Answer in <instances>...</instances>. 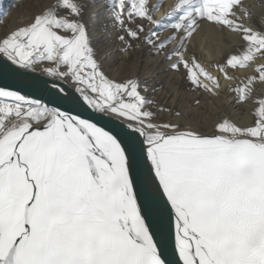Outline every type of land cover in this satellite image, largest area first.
Wrapping results in <instances>:
<instances>
[{
	"label": "snow or ice",
	"instance_id": "obj_1",
	"mask_svg": "<svg viewBox=\"0 0 264 264\" xmlns=\"http://www.w3.org/2000/svg\"><path fill=\"white\" fill-rule=\"evenodd\" d=\"M160 7L114 0L123 51L146 45L194 88L218 96L222 77L237 81L230 91L238 103L253 99L264 63L243 80L229 74L264 57V31L239 15L237 8L251 15L241 0H177L156 19ZM85 9L84 0H55L0 37V57L70 80L93 111L125 119L130 131L0 87V264H172L173 229L181 264H264V98L251 126L224 119L206 135L159 122L139 79L117 81L103 70ZM203 22L245 42L215 65L220 75L189 55L186 42Z\"/></svg>",
	"mask_w": 264,
	"mask_h": 264
},
{
	"label": "rangeland",
	"instance_id": "obj_2",
	"mask_svg": "<svg viewBox=\"0 0 264 264\" xmlns=\"http://www.w3.org/2000/svg\"><path fill=\"white\" fill-rule=\"evenodd\" d=\"M162 1L150 0L153 5H161L160 11L154 13L156 19L159 12L162 18L173 10V8L166 9L165 1ZM248 1L241 0L244 7L247 6ZM84 2L86 9L83 22L87 25L96 59L111 79L117 81L139 79L142 88L148 89L147 92L142 91V94L154 102L150 107L157 114L159 122L179 123L184 129L196 130L206 135L212 134L218 122L224 119L238 126H251L254 123L255 107L252 104L245 103L251 107L250 109L244 103L238 102L241 105H233V107L231 103L221 100V97H214L203 89L194 88L183 71H170L163 56L155 55L148 46L140 44L128 52L123 51L124 45L118 37L124 33L113 19L114 0H84ZM52 3H55V0H1L0 37L28 24L37 13ZM236 10L243 17L244 12L239 8ZM146 27L154 26L146 25ZM214 28L221 26L203 22L197 31L200 34L199 39L191 42V55L194 54L201 63L208 55V44L202 39L209 35V29ZM167 35L168 33L165 32V36ZM197 100L200 101L199 104L196 103ZM177 111L180 112V116L175 115Z\"/></svg>",
	"mask_w": 264,
	"mask_h": 264
},
{
	"label": "water",
	"instance_id": "obj_3",
	"mask_svg": "<svg viewBox=\"0 0 264 264\" xmlns=\"http://www.w3.org/2000/svg\"><path fill=\"white\" fill-rule=\"evenodd\" d=\"M54 82L60 87H63L67 95L74 98L73 103L69 104L66 100L62 99L61 97L64 94L57 95V90L52 87ZM0 87L20 91L21 94L31 99L40 100L50 107H60L63 111L72 110L74 115L80 114L83 118L92 119L98 123V126L105 127L106 130L113 131L114 133L121 132L123 134L130 131L127 129L126 123L121 120L93 111L82 99L80 94L65 82L53 81L43 74L20 69L2 57H0ZM174 245L173 229L168 238L167 255L172 261V264H181L178 253L175 252Z\"/></svg>",
	"mask_w": 264,
	"mask_h": 264
},
{
	"label": "bare ground",
	"instance_id": "obj_4",
	"mask_svg": "<svg viewBox=\"0 0 264 264\" xmlns=\"http://www.w3.org/2000/svg\"><path fill=\"white\" fill-rule=\"evenodd\" d=\"M163 1H165L166 9H169V10H171L173 8V6L177 3V0H163ZM0 2H1V0H0ZM244 8H246L248 10V12L251 13L250 17L247 16L245 13H243V18L245 20V23H247L251 27H254L257 30L264 31V0H249L247 6ZM161 11H163V10L161 9ZM167 12H170V11H167ZM160 15H161V12H159L157 14L158 19L161 18ZM162 16H163V14H162ZM208 33H209V35L202 39L204 42H207L205 44H208V47H207L208 55H207V58L205 57L206 59L202 60V64L205 67L209 68V70L212 71L214 74L220 75L216 71L215 65L218 63H224L230 55L238 53L245 46V42L242 40V38L239 34H237L235 32L231 33L230 31L223 29L222 27L221 28H214L211 30L209 29ZM163 35H165V32L163 33ZM199 35L200 34H198V32H197L194 34V36L189 41H187V47L189 50V55H191V52H190L191 51V47H190L191 42H194L196 39H199ZM166 63L169 65L170 62L166 61ZM260 63H264V57L258 56L257 60L254 62L252 67H250L246 70H240L238 72H232L230 70L229 74L238 77L239 80H243L246 75L256 74V71H255L256 65L260 64ZM41 67H43V66L38 67L35 72L39 73V74H43L44 76L51 78L53 80L52 77H49L48 75H46L45 73L42 72ZM61 82H65L70 87L75 89V85L70 80L61 81ZM221 83L224 87L220 91V94L218 96H214V97H221V100L224 99L227 103H231L232 106L233 105L234 106H240L241 104L237 103L236 94L230 91V85L235 86L237 81H235V80L234 81H226L221 77ZM260 98H264V85L258 83L256 88H255V94H254L253 99H250L247 103H250L254 107H256L255 101L260 99ZM246 106H248L249 109L251 108V107H249V105H246ZM251 115H252V113H251ZM109 116H112L116 119H119L122 122L127 124V121L123 118H118L114 115H109ZM248 116H249V114H248ZM182 127H184V126H182Z\"/></svg>",
	"mask_w": 264,
	"mask_h": 264
}]
</instances>
